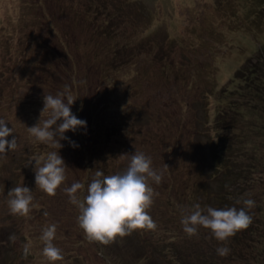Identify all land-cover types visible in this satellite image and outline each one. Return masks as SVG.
<instances>
[{"label": "rangeland", "instance_id": "374dc122", "mask_svg": "<svg viewBox=\"0 0 264 264\" xmlns=\"http://www.w3.org/2000/svg\"><path fill=\"white\" fill-rule=\"evenodd\" d=\"M30 1L0 0V119H4L6 125L13 129L18 144L16 150L9 152L6 159H0V215L6 208L7 193L14 185L20 186L27 181L35 182L33 171L35 161L29 164L31 158L55 150L48 145L35 142L27 131V127L35 126L40 120L44 96L37 87L42 80L39 72H36L38 80L30 79L27 75V70L35 59H40L36 47L25 48L27 37L35 38L37 41L49 39L53 42L55 35H64L63 40L66 39V43L74 47L73 58L79 61L75 63L74 68L77 69L82 64L84 79L82 83L73 84L77 79L66 76L59 91L49 92L48 89L52 85L50 79L46 87L47 93L56 94L62 91L65 85L70 86L73 98L76 99L71 111L77 118L84 120L82 117L84 116L86 119V128H81L86 136V139L82 138L83 144L93 149L104 147L100 153H96V150V162L93 163V167H99L98 163L102 161V172L105 176L118 174L120 169L121 173L124 168L126 170L128 166L126 157L122 159L120 156L124 154L130 156L135 151L151 157L154 169L164 172L165 164L171 167V173L167 176L163 174L159 185L150 182L154 191L161 195V203L155 195L154 203L148 212L154 221L158 218L155 222L169 231L167 234L162 232L164 233L162 244L172 245L173 240L176 244L178 242L179 247H183L184 244L179 241L184 236L179 207L191 205L186 203V199L184 201L178 199L180 189L176 188L179 183L175 184L177 195L175 197L166 193V187H169L168 191L174 192L175 190H171L170 187L172 182L187 178L185 164L188 158L182 155L175 161L174 154L172 158L166 154L158 156V151L166 147H172L174 151L176 148L174 144L177 141L182 145L180 148L187 147L191 137L190 132L185 131L192 130L193 125L195 126L194 117L197 112L202 116L203 105L199 102L203 95L215 92L222 83H234V71L247 57H251L252 63L256 62V52L261 44L259 41H264V6L260 13L257 12L260 17L254 19L252 12L258 8L257 0H46V19L50 32L54 33L37 35L39 13L31 6ZM251 6L252 10L248 11ZM62 9L67 10V14L61 11ZM99 27L107 31L102 35L97 30ZM96 46L102 49L108 47L107 57L103 54L102 59L97 58L100 54L97 55L99 52ZM110 58L113 64L107 63ZM87 63H91V69L87 68ZM55 73L61 74L58 71ZM45 74L44 72L42 75ZM8 77L12 79V88L8 84ZM26 78L30 79L28 86L32 89L28 95L20 92ZM57 86L58 82L54 80L53 87ZM93 89L96 91L94 95ZM165 99L168 101L167 104L160 106ZM209 100L213 101L211 98ZM97 105L102 108V115L108 116L110 120L115 116L117 120L120 119L113 125L110 120H104L107 126L109 124L115 126L120 132L117 136L115 133L112 136L105 134L103 143H97L89 129L96 123L97 113L92 114V119L89 116ZM159 108L165 110L164 119H156L152 123L155 113L163 111ZM214 108L215 105L208 110L211 121ZM139 111L141 112L138 113ZM144 111L147 115H142ZM46 118L47 114L41 117V122ZM124 119H127V122ZM162 124L166 125V128L158 130ZM172 125L176 131L168 134L169 126ZM64 135L68 139L60 141L63 145L60 149L68 152L65 153L67 158H64L69 168L66 172H69L70 178L75 179V182H80L88 171L79 160L74 161L80 143L74 136L69 135V131ZM8 139L11 140L12 136ZM260 139L257 134L254 142H259ZM70 141L78 146H71ZM83 144L81 146H84ZM113 151H116L117 160L109 161V155ZM161 157H169L170 163L161 160ZM17 169L19 176L16 174ZM94 170L86 174L90 182L94 177ZM259 177L264 178V172L260 173ZM69 182L67 184L65 181L64 188L60 186L57 189L62 195L56 198L44 193L41 199H38L32 193L34 196L32 214L24 217L25 222L34 228L31 227L35 241L33 243L31 239L29 240L31 245L29 255L40 254L39 260L48 264L41 254L44 246L39 239L41 230L49 224L60 223L63 229H60L58 244L56 245V240H53V243L58 248L63 246L62 248L66 250L65 256L62 253L64 261L68 259L72 261L74 256L79 254L81 256L79 262L85 260L89 264H109L110 259L116 264L115 256L121 261L120 264H151L153 259L151 256L148 258L147 253L144 259L137 257L138 261L135 259V246L131 243L134 239L131 236L117 237L114 243L107 246L89 243L77 224V208L69 202V197L64 191L71 186ZM245 190L249 191L250 186H246ZM259 190L262 191H257L258 196L254 195L258 207L255 209V216L251 212L252 222L257 230L253 237L254 244L250 242L248 250H245V247L240 248V253L244 252V256L238 259L230 258L231 264H264V188ZM83 193L81 190L77 195L82 198ZM164 195L167 198L171 196L169 199L173 200V204L165 206ZM247 199L252 197L248 196ZM54 200L55 203L61 202L58 206L48 205ZM64 203L67 206L66 210ZM201 207L205 208L204 205ZM0 221L2 222L0 238L9 247L7 254L0 253V264H33L34 259L29 260V255L26 258L23 255L25 237L19 236V242L9 243L10 236L7 235L12 233V227L1 218ZM154 231H137V234L145 233L148 237V232ZM21 233L26 236L29 234L25 226L18 229V235ZM206 233L209 244H214L215 247L218 241L210 236L208 230ZM77 239L82 244L80 250L76 244ZM237 241L236 236H233L226 242L232 243L231 248L236 250ZM133 242L136 244V241ZM126 245L127 253L124 249L119 251L116 249ZM220 245L222 246L221 243ZM254 246L257 250L253 253ZM170 254H173L171 250ZM151 255L155 257L157 253L151 252ZM163 258L164 264H170L165 257ZM75 262L79 264L76 259ZM154 264H157L156 261Z\"/></svg>", "mask_w": 264, "mask_h": 264}, {"label": "trees", "instance_id": "16d2710c", "mask_svg": "<svg viewBox=\"0 0 264 264\" xmlns=\"http://www.w3.org/2000/svg\"><path fill=\"white\" fill-rule=\"evenodd\" d=\"M258 4L257 9H254L253 17L254 19H258L260 15V11L263 10L264 6V0H257ZM31 6L34 9L38 10V25L36 29L37 35L39 34H48L50 32L49 30V22L46 19V0H31L30 1ZM256 4V1H255ZM252 10V6L248 11ZM61 11H64L67 14V10L62 9ZM259 12V13H257ZM65 14H63L64 16ZM65 17V16H64ZM105 28V27H104ZM45 30L47 32H45ZM97 30L100 32V34H104L107 29H101L100 27L97 28ZM98 32V33H99ZM54 32H50V34H53ZM110 34V33H109ZM111 37V35H110ZM27 41L25 44L26 49H30V47H36V50L40 53V59H35V62L31 64L30 68L27 70V75H29L30 79H37L36 72H39V74L42 77V80L39 82L40 85L37 86L39 88L40 92H43L44 95L48 94L46 87L48 85L49 80L51 79L52 85L48 89L49 92H57L58 89L61 88V83L63 82L64 78L66 76H73L77 80L76 82H73V84L82 83L84 76H83V68L82 64L79 66V68L75 69V63H79V61L75 60L73 58V55L75 54L72 50H74V47L69 46L66 43V39L63 40L64 35H55V40L53 42H50L49 39L44 40L40 39V41H37V39H30L27 37ZM254 39V34H253ZM253 42V41H252ZM264 41H259L260 46L257 50L256 54V62H251V57H247L245 61L234 71V83L230 84H223L215 90V92H207L203 95L202 100L199 102L201 105H203L202 110V116L197 112L195 114L194 120H195V126L193 125L192 130H188L185 132H190V141L189 144L185 148H180L182 145L179 141H177L174 146L176 147L173 151L172 147H166L162 150L159 149L158 156H162V154H166L170 156V158L173 157V154L175 156V161L177 158H180V156L185 155L188 158V162L185 164L187 167V178L185 180L176 181L174 180L172 184L170 185L171 190H175V184L179 183L178 187L176 189H180L178 192V199H181L184 201L186 199V203L188 205L193 206L196 203H199L200 205H204L205 207L211 206L214 208H228V207H236L237 209L244 207L243 203L237 204V200H243L247 199L248 196L252 197V200L256 202V196H258V192H261L262 190H259V188H264V178L259 177V174L264 172ZM34 43L35 45H33ZM21 44V43H19ZM65 45V46H64ZM68 46V47H66ZM246 46V45H245ZM97 47V46H96ZM67 50V51H66ZM97 50L100 54L97 58L102 59L101 55L106 54L108 52L107 49H102L100 46L97 47ZM107 57V54H106ZM107 63H114L111 61H108ZM109 65V64H108ZM107 65V66H108ZM87 68L91 69V63H87ZM60 72L55 73V72ZM46 73L45 76H43V73ZM53 75V77H52ZM26 78L25 82H23V85L21 87L20 92L29 94L32 92L31 87H29L28 81L30 80ZM58 82L57 87H53V81ZM8 84L12 88V79L10 77L7 78ZM100 82V81H99ZM89 85V84H88ZM98 84H96L95 87H97ZM64 89V88H63ZM31 90V91H30ZM141 91V90H140ZM96 91L92 92V95H94ZM51 95L55 93H49ZM132 94V93H130ZM89 96V95H87ZM213 99V101H210L209 99ZM9 99V97H7ZM173 100V99H172ZM95 101H93L94 104ZM167 100L162 101L160 106H165L167 104ZM43 103V100H42ZM215 105V112L213 115V120L211 121V118H209V111L212 106ZM102 108L98 107V105L95 107L94 112H91L89 118L92 119V114L97 113L96 123L93 124V127H89L91 131L93 132L94 138L97 139L98 142H102L104 140L105 134L112 136L114 133L117 136V133L120 132L119 129H115V126L112 127L110 124L107 126L106 119L110 120L108 116L102 115ZM160 110H163L161 113L157 114V110L155 113V117L152 119V123L158 119H164L165 116V110L163 108H159ZM213 109V111H214ZM209 110V111H208ZM139 111L138 113H140ZM137 113V114H138ZM142 115H147V113L144 111ZM118 116V115H117ZM84 121L86 120L84 116H82ZM209 119V120H208ZM117 120V117L115 116L114 119L110 120V123L113 125ZM120 120V119H119ZM117 120V121H119ZM127 122V119H124ZM193 120V122H194ZM89 125V123H88ZM122 127V126H121ZM165 129L166 125L162 124L160 127H158V130ZM131 130V127L129 128ZM184 129V128H183ZM170 132L168 134H171L176 131L175 126H169ZM258 134V137L261 139L259 142H254L255 136ZM69 135H72L75 137V139L78 140L80 143L79 152H76V158L74 161H80L81 165H84L89 172L94 170L96 172L98 169L99 171H102V161L98 163L99 167L95 166L93 167V163L96 162L95 158V152L100 153L104 147L96 148L94 149L92 147L86 146V144H83L82 138L86 136L84 135L83 129L78 128L76 132L69 131ZM68 135V136H69ZM103 143V142H102ZM101 143V145H102ZM167 144H172L170 142H166ZM83 144L84 146H81ZM186 149V150H185ZM17 151L20 152L18 149ZM54 151H59L60 156L64 159L66 157L65 153L68 154V152H65V150L61 149H55ZM67 158V157H66ZM94 158V159H93ZM161 160H167V163H170L169 157L160 158ZM104 160V159H103ZM109 161H115L117 160L116 151L111 152L109 155ZM125 161L129 163V158L126 157ZM106 162V161H105ZM69 169V168H68ZM19 169H17V176H19ZM125 170V168H124ZM16 171V170H15ZM88 171L86 174H88ZM121 173V169H120ZM171 173V167H168L163 174L165 176L169 175ZM84 176V179H82L80 182L85 185V190L83 195L86 194V188L88 183H90V179L88 175ZM95 175V174H94ZM66 183L72 184L74 183L75 179L70 178L69 172H66ZM27 186L33 194L38 197V199H41V195L44 194L42 191H40L38 188H36L35 182H23L20 184V186ZM18 185H14L16 187ZM246 186H250V190L246 191ZM61 188L63 187V184L61 185ZM168 186L166 187L167 192L172 197L177 196L176 190L174 192L168 191ZM183 191H186L183 192ZM41 193V194H40ZM247 194V195H246ZM62 194L56 191L55 196H49V197H59ZM82 195V196H83ZM160 196L157 195V198L160 201ZM169 196L168 198L164 195L163 202L165 206L167 204H173V200L169 199L171 198ZM8 199V198H7ZM38 201V200H37ZM43 201V200H42ZM168 201V202H167ZM177 201V200H176ZM61 201H57L55 203V200L52 202H49L48 205L52 206H58ZM161 203V201H160ZM257 203V202H256ZM255 206L251 209H246L248 211V214L252 216L251 212L254 213L255 216V209L258 207ZM42 207V206H41ZM5 209H8L6 211ZM1 213L0 218L2 221L8 222L12 227V233L7 235H15L16 240L15 242H19V236L25 237L26 243H30V239L35 241V238L32 237L33 230H31V227L33 228V225L26 223L24 219V216H18V215H12L10 214L7 200H6V208ZM64 209H67L66 204L64 203ZM32 210V209H31ZM168 211V210H167ZM48 212V211H47ZM169 213V212H168ZM32 213L28 214L30 216ZM45 214V213H44ZM79 212L78 209H76V216H78ZM170 215V214H169ZM154 216V214L152 215ZM155 217V216H154ZM9 218V219H8ZM157 218V217H156ZM155 219V221H157ZM160 220V219H159ZM257 222V221H256ZM2 222L0 221V224ZM157 227L155 231L148 232L149 236L145 233H138L137 230L135 234L128 235L131 236L132 239L131 243H133L134 250L136 252V255H134L135 259L142 258L144 259L146 257L153 259L151 264H154L156 261L157 264H164V258L170 262V264H231V259H238V257L244 256V252H241L242 247H245V250H248V245L250 242L253 243V237L256 234L254 223L252 222L251 225L244 230H241L237 232L235 235L237 238V245L236 250L235 248H231V244L226 243V246L231 248L230 254L227 257H220L216 253V248L220 247V242L216 243V246L209 244L208 238L206 239L207 235V229L200 228L197 235L189 237L185 232L183 233V237L179 240L183 247L178 246L174 243L173 240H171L172 245L162 244L164 243L163 237L164 233L167 234V229L164 228L161 224H158L156 222ZM57 230L55 239L56 245L58 244V235L60 233V229L62 230L63 227L60 226V223L56 224ZM258 225V222L256 223ZM22 226H25L28 229L27 236L24 233H21L18 235V229ZM46 227V226H45ZM2 228V227H1ZM34 229V228H33ZM5 230V228H4ZM42 231V230H41ZM148 231V230H144ZM259 233V230H258ZM263 233V232H262ZM163 236V237H162ZM32 237V238H31ZM127 238V236H125ZM123 237V238H125ZM245 237V238H244ZM75 239V238H72ZM133 241H136V244H134ZM9 243H13L8 238ZM72 243V242H71ZM78 246V250L81 249L82 244L80 240L77 239L76 242ZM254 244V243H253ZM223 246V245H222ZM57 247V246H56ZM63 247V246H62ZM62 247L59 249L63 250L62 253H64V256L66 255V250H64ZM116 249L119 251L121 249H124L127 251V245L125 247H116ZM9 250V247L5 244V241L0 238V253L1 255L7 254ZM74 252L75 249H73ZM170 250L173 252V254H170ZM240 250V251H239ZM257 247L254 246L253 253L256 252ZM31 252V251H30ZM151 252L157 253L155 257L151 255ZM76 253H74L75 255ZM40 255V254H39ZM39 255L35 256L34 253L29 255L28 259H34L33 264H45L39 260ZM163 255V256H161ZM63 256V257H64ZM42 257V256H41ZM81 256L78 254L77 256H74V259L70 261L69 259L67 261L59 260L55 262H60L59 264H78L75 262V259L77 262L80 261ZM224 258V259H223ZM229 259V261H228ZM36 260V261H35ZM137 260V259H136ZM138 261V260H137ZM115 262L116 264H120V260L118 257L115 256ZM48 264H51L48 262ZM79 264H89L87 261L82 260L79 262ZM109 264H114L112 259H110ZM122 264V263H121Z\"/></svg>", "mask_w": 264, "mask_h": 264}, {"label": "clouds", "instance_id": "9594fccd", "mask_svg": "<svg viewBox=\"0 0 264 264\" xmlns=\"http://www.w3.org/2000/svg\"><path fill=\"white\" fill-rule=\"evenodd\" d=\"M76 99L73 98L71 88L65 85L64 89L55 95L43 96V108L39 122L27 131L35 142L42 143L54 149H60L61 140L68 139L64 134L67 131L76 132L78 128H86V121L77 118L71 111ZM47 118L41 122V117ZM12 136L9 140L8 137ZM71 146L77 147L70 141ZM17 138L13 129L0 119V159H6L9 152L16 150ZM122 159L129 158V163L122 173L105 176L97 170L91 182L88 183L86 194L81 198L77 195L85 190L81 182H74L64 189L69 202L78 209L77 224L89 243L110 245L117 237L123 238L137 230L154 231L156 222L149 215L148 210L154 203L153 197L158 195L150 182L159 185L163 179V172L152 167L151 157L143 152L135 151L133 154H124ZM35 161V185L48 196H55L57 189L66 180L64 159L59 151H50L45 155H34L29 164ZM165 170L168 166L164 165ZM247 195V194H246ZM7 205L12 215L27 217L33 206L34 196L26 186L12 187L7 193ZM244 207L202 208L199 203L191 207H179L181 213L182 230L189 236L198 234L200 228L207 229L210 236L223 246L216 248L220 257H227L230 248L226 241L235 236L237 232L247 229L252 223V216L246 209L255 206L252 199L237 200ZM47 215V213H45ZM57 230L56 224H49L42 229L39 239L43 243L42 256L48 262L63 260L61 250L53 243ZM15 241V235L9 237ZM31 245H23V255L26 258L30 253Z\"/></svg>", "mask_w": 264, "mask_h": 264}]
</instances>
